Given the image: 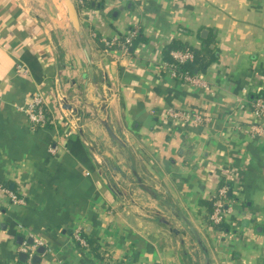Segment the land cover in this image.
Returning a JSON list of instances; mask_svg holds the SVG:
<instances>
[{
	"label": "crops",
	"instance_id": "0c3cea01",
	"mask_svg": "<svg viewBox=\"0 0 264 264\" xmlns=\"http://www.w3.org/2000/svg\"><path fill=\"white\" fill-rule=\"evenodd\" d=\"M73 1L83 40L63 0H0V183L24 199L0 206V264H264V115L249 100L264 95V0ZM173 41L196 51L201 83L170 73ZM33 92L37 127L21 109ZM224 185L214 227L202 201Z\"/></svg>",
	"mask_w": 264,
	"mask_h": 264
},
{
	"label": "built area",
	"instance_id": "2783aa9c",
	"mask_svg": "<svg viewBox=\"0 0 264 264\" xmlns=\"http://www.w3.org/2000/svg\"><path fill=\"white\" fill-rule=\"evenodd\" d=\"M135 35V30L130 31L124 41H122V50L125 52L128 50L132 38ZM115 39H110V40H105V43L108 45H111L114 42ZM170 54L173 57L175 64L177 63H184L188 60H191L193 57L192 51L185 49V50H180V49H172L170 50ZM172 63L171 65H168V69L172 75L179 76L180 78H183L185 81L191 83V84H199L202 81L197 75H191L189 73L185 72H178L175 69V65ZM28 119V122L31 127H37V126H42L46 122V114H45V101L42 93L40 92H33L26 98V102L24 107L21 108ZM252 110L253 113L256 116H262L264 115V98L262 97H257L253 102H252ZM183 113L180 111H177L173 108H170L168 110V116L170 117H177V116H182ZM186 116V115H184ZM205 117L202 115V113H194L193 114V120L195 122H200ZM255 131H260L262 128L259 126H254L253 128ZM49 150L51 152L54 151V148L50 147ZM226 191L227 187L221 186L218 191H217V198L214 200L213 203V210L210 214V220L213 223H219L222 221L224 218L225 214V206L223 204V199L226 197ZM24 199L23 197L19 196L16 194V192L8 189L5 185L0 183V206L3 204L6 205H11V204H19L23 203ZM74 236L80 243L84 244V239H82L78 232L76 231L74 233ZM22 250H26V248H22ZM31 254V253H30Z\"/></svg>",
	"mask_w": 264,
	"mask_h": 264
},
{
	"label": "trees",
	"instance_id": "16d2710c",
	"mask_svg": "<svg viewBox=\"0 0 264 264\" xmlns=\"http://www.w3.org/2000/svg\"><path fill=\"white\" fill-rule=\"evenodd\" d=\"M88 1L89 0H81V6H85V5H87L88 4ZM132 30H135V35L133 36V38H132V41H131V44H130V46H133V43H134V41H135V39H139V38H141L142 37V35H141V33L139 32V30H136V29H134V27H130L129 28V31H132ZM126 36L127 35H125L124 37H122V40L124 41V39L126 38ZM129 46V47H130ZM172 49H180V50H185V49H188V50H190V51H192V54H193V57H192V59L191 60H188V61H186V62H184V63H177V64H175L176 66H175V69L178 71V72H185V73H189V74H191V75H196V74H194L193 72H192V70L190 69V67L188 66V63L189 62H191L193 59H194V57H195V54H196V51H194V49L192 48V47H190V46H186L185 44H182V43H180V42H178V41H173V42H171V43H169L165 48H164V53H165V55H167L168 53H169V51L170 50H172ZM264 97V95H262L261 93L259 94V93H251L250 95H249V100H250V102L252 103L257 97ZM223 183H226L227 184V186H228V189L229 190H231V182L229 181V180H226L225 179V181L222 179L221 181H220V185H222ZM227 193V192H226ZM230 194L232 195V193L230 192ZM226 196V198L227 197H229L230 195H225ZM217 198V195H215L214 197L212 196L211 198H209V199H206V200H203L202 201V204H204V206H205V208H206V220L209 222V224L210 225H212V226H214V227H217V226H221V224H222V222L223 221H221V222H219V223H213L211 220H210V214H211V212H212V210H213V203H214V200ZM77 242H78V240L77 239H75Z\"/></svg>",
	"mask_w": 264,
	"mask_h": 264
},
{
	"label": "water",
	"instance_id": "95a60500",
	"mask_svg": "<svg viewBox=\"0 0 264 264\" xmlns=\"http://www.w3.org/2000/svg\"><path fill=\"white\" fill-rule=\"evenodd\" d=\"M64 1V5H65V8H66V13H67V17H68V20L72 26V28L76 31L77 35H78V38L80 40H83V32L81 30V27H80V24H79V17H78V11H77V7L74 3L73 0H63ZM101 122L102 124L104 125L109 137L117 144L119 145H122L124 146L125 145V142L123 139H121V137L119 135H117L110 127L109 125V122L107 120L106 117H104L103 119H101ZM135 173V172H134ZM137 177V181L139 182V185L149 191L151 193V190L146 186L144 185V183H142L141 179L136 175ZM162 221L166 222V220L162 219ZM173 231H175L173 229ZM39 251L42 252L43 251V247H40L39 248ZM21 255L23 257H25L26 255L24 253H21ZM38 258V256H37Z\"/></svg>",
	"mask_w": 264,
	"mask_h": 264
},
{
	"label": "rangeland",
	"instance_id": "374dc122",
	"mask_svg": "<svg viewBox=\"0 0 264 264\" xmlns=\"http://www.w3.org/2000/svg\"><path fill=\"white\" fill-rule=\"evenodd\" d=\"M90 130H94V132H92V136L94 137L93 138V140H92V142H91V145L92 146H94V148H96V151L97 152H99V154H103V157H104V159H102L103 160V163H105V165H110L111 163H112V157L114 158V159H116V156H113V151L111 150V148H110V146L109 145H111V144H109V143H104V139L102 138V135H100V134H96L97 132H96V130L95 129H92V127H91V129ZM109 144V145H108ZM97 148H99L98 150H97ZM95 150V149H94ZM111 151V152H110ZM111 153V154H110ZM113 153V154H112ZM106 155V156H105ZM111 155V156H110ZM116 161V160H115ZM121 163V162H120ZM112 165V164H111ZM118 165V164H117ZM119 166V169H122V170H124V169H126L127 167H126V165H125V163H121V164H119L118 165ZM118 168H117V170H119ZM116 172H118V171H115V173ZM107 174H110V172H107ZM118 174V173H117ZM119 175V174H118ZM119 177V179H120V181H122L123 183L124 182H126V180H131L133 183H134V181H133V179H132V176L130 175V173H128L127 175H119L118 176ZM114 181V180H113ZM123 185V184H122ZM134 186H135V184H134ZM133 186V187H134ZM127 195H128V192H127ZM128 201V200H127Z\"/></svg>",
	"mask_w": 264,
	"mask_h": 264
}]
</instances>
